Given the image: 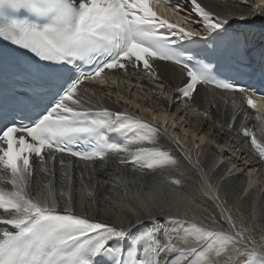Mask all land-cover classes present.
Instances as JSON below:
<instances>
[{"label":"snow or ice","instance_id":"6c2138e0","mask_svg":"<svg viewBox=\"0 0 264 264\" xmlns=\"http://www.w3.org/2000/svg\"><path fill=\"white\" fill-rule=\"evenodd\" d=\"M153 3L159 6L160 0H0V83L12 84L0 90V226H5L0 227V264H264V236L257 241L250 229H238L224 209L221 215L232 229L227 233L170 215L163 222L156 220L152 213L159 203L156 187L129 196L127 182L115 178L112 187L123 185L121 196L128 201L127 206L117 204L129 217L119 227L91 218L87 208L85 214L76 211L67 171L62 176L68 177L69 185L61 188L59 197L51 182L44 185L43 196L29 191L32 158L38 157L41 171L48 174L47 161L55 162L57 153L85 162L106 163L117 156L120 164L134 171L181 167L179 159L159 146L166 126L158 128L128 112L84 107L89 100L80 87L86 80L115 83L106 70L142 67L152 75L153 60L170 61L186 73L187 83L180 89L183 96L191 99L199 85H212L245 94L248 107L261 111L253 97L264 100V92L233 82L215 61L188 55L175 45L199 37L207 44L239 51L248 47L239 27L251 31L259 18L260 47L253 48V55H258L259 82L264 86V0L223 14L190 0L203 32L158 16ZM164 4L179 11L170 0ZM240 4L248 5L249 0ZM165 28L167 33L160 31ZM162 118L167 125V116ZM255 119L261 121L260 137L246 128L243 132L264 159V118ZM113 136L122 142L112 140ZM174 140L185 159L199 165L179 137ZM59 163L64 168L65 161ZM171 183L182 186L178 178ZM204 183L214 191L206 178ZM87 195L94 199L92 191ZM103 199L112 202L109 196ZM144 221H148L144 229L132 231Z\"/></svg>","mask_w":264,"mask_h":264},{"label":"bare ground","instance_id":"6f19581e","mask_svg":"<svg viewBox=\"0 0 264 264\" xmlns=\"http://www.w3.org/2000/svg\"><path fill=\"white\" fill-rule=\"evenodd\" d=\"M199 2L213 12L223 14L235 10L237 6L246 10L254 0H249L248 5H241L240 0ZM189 9L196 14L191 3L187 12ZM198 20L199 17L194 19L196 23ZM260 23L257 18V24L251 31L241 27L250 33L256 48L260 46ZM190 24L195 30L203 32L202 23ZM235 24L238 26V22ZM160 68L162 84L154 83L152 77H111L110 81L115 83L110 82L105 84V87L81 92L89 100L84 107L96 109L99 106L128 112L158 128L163 129L166 126L167 133L162 131L159 135V146L170 151L181 161L179 169L169 168L163 172L147 169L134 171L132 168L127 170L119 163V157L110 156L106 163L101 161L91 164L89 168L48 167L49 173L40 172L39 179L30 184L29 191H39L43 196L46 191L44 185L51 182L59 197L61 188L69 185L70 177L76 211L85 214L87 208L86 214L91 218L119 227L122 219L127 221L129 218L125 209L117 206L128 204L121 196L125 187H112L115 178L120 176L127 182L129 196L138 191L150 192L153 187L159 189V203L152 208L156 220L163 222L164 216L170 215L227 233L232 229L221 215L224 209V215H231L238 229L241 226L250 229V234L260 241L264 236V172L259 168L260 159L257 153L253 152L248 139L242 137L246 124L245 116L252 113L253 109L246 108L243 101L225 99L223 95L217 97L212 93L209 98L200 89L194 94L192 104L178 100L175 91L182 85L180 76L172 67L160 65ZM233 101L236 107H233ZM205 112L207 116L202 115ZM164 116L168 118L167 125L162 118ZM260 127L261 121L253 130L258 137ZM246 129H249V126ZM174 137H179L180 145L190 154L192 161L199 160V165L194 167L185 159ZM197 144L199 148L196 147ZM218 145L222 147L218 148ZM64 171L68 172V177L62 176ZM177 178L182 181V186L171 183V180ZM204 178L212 185L214 191L206 188ZM247 178L254 179L253 182L251 180L250 187L246 185ZM88 191L94 193V199L87 195ZM105 196H109L112 202L103 199ZM214 196H219V200L214 199ZM133 203L138 204V201L133 200ZM143 223L148 224V221ZM123 226L127 227V223ZM134 229L136 228L132 231Z\"/></svg>","mask_w":264,"mask_h":264},{"label":"rangeland","instance_id":"374dc122","mask_svg":"<svg viewBox=\"0 0 264 264\" xmlns=\"http://www.w3.org/2000/svg\"><path fill=\"white\" fill-rule=\"evenodd\" d=\"M188 14H189V17H191V18H189V21H190V23H192V24H198V23H196L195 21H194V19H198V16L195 14H193L192 13V10H188Z\"/></svg>","mask_w":264,"mask_h":264}]
</instances>
